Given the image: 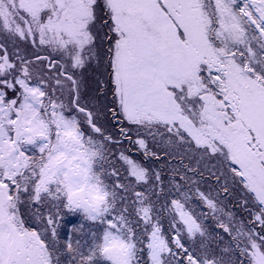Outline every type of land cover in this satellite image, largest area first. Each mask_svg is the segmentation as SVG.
Segmentation results:
<instances>
[{
	"label": "snow or ice",
	"instance_id": "snow-or-ice-1",
	"mask_svg": "<svg viewBox=\"0 0 264 264\" xmlns=\"http://www.w3.org/2000/svg\"><path fill=\"white\" fill-rule=\"evenodd\" d=\"M0 264H264V0H0Z\"/></svg>",
	"mask_w": 264,
	"mask_h": 264
}]
</instances>
